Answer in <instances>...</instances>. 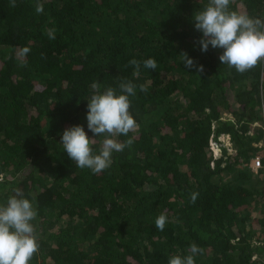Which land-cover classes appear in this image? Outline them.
<instances>
[{
  "label": "trees",
  "instance_id": "1",
  "mask_svg": "<svg viewBox=\"0 0 264 264\" xmlns=\"http://www.w3.org/2000/svg\"><path fill=\"white\" fill-rule=\"evenodd\" d=\"M40 2L42 13L37 0H0V205L17 189L35 199L30 264H168L193 243L195 264H264V59L239 73L219 60L223 49L201 51L194 15L208 0ZM229 7L264 19V0ZM122 79L147 86L129 98L138 128L117 137L133 145L99 174L76 168L64 130L82 125L92 138L91 84Z\"/></svg>",
  "mask_w": 264,
  "mask_h": 264
},
{
  "label": "clouds",
  "instance_id": "2",
  "mask_svg": "<svg viewBox=\"0 0 264 264\" xmlns=\"http://www.w3.org/2000/svg\"><path fill=\"white\" fill-rule=\"evenodd\" d=\"M232 0H208L203 10L194 15L195 29L202 33L198 43L201 51L221 48L223 53L219 60L237 72L244 73L264 59V19L251 17L247 13L231 10ZM10 6H16V0H10ZM36 12H43L40 0L36 3ZM56 29H48L49 39H55ZM30 48L23 47L18 53L19 66H27V54ZM186 67H193L194 61L186 52L181 54ZM134 66L133 76L138 77L141 62L129 60ZM147 69L155 70L157 62L153 58L143 61ZM203 71V66H199ZM137 87L147 92L145 84L137 85L132 80L122 79L119 89L107 87L102 90L100 82L90 86V96L87 102V127L93 134L90 138L82 125H74L64 130L60 143L76 165V168L90 169L93 174H99L113 163V153H122L131 148L133 138L120 141L117 137L135 131L138 124L129 109L130 97L136 95ZM106 134L98 150H94L96 137ZM220 151V150H219ZM215 152V151H214ZM216 153V152H215ZM219 153V152H218ZM198 193L191 195L195 203ZM38 209L35 199H28L19 189L8 198L6 204L0 205V264H30L34 254L39 251V237L32 223L37 218ZM168 222L166 213H161L155 220L156 227L163 231ZM203 249L195 243L190 245L188 255H174L168 258V264H195V257Z\"/></svg>",
  "mask_w": 264,
  "mask_h": 264
},
{
  "label": "built area",
  "instance_id": "3",
  "mask_svg": "<svg viewBox=\"0 0 264 264\" xmlns=\"http://www.w3.org/2000/svg\"><path fill=\"white\" fill-rule=\"evenodd\" d=\"M211 145H212V148L213 150L218 153L220 148L218 147V145H216L215 141H211ZM253 165L255 167H258L261 165V160L259 159V157H256L255 158V161L253 162ZM3 179V173H0V181Z\"/></svg>",
  "mask_w": 264,
  "mask_h": 264
},
{
  "label": "rangeland",
  "instance_id": "4",
  "mask_svg": "<svg viewBox=\"0 0 264 264\" xmlns=\"http://www.w3.org/2000/svg\"><path fill=\"white\" fill-rule=\"evenodd\" d=\"M3 52H0V54H2ZM255 161V159L253 160V162ZM253 162H252V164H253Z\"/></svg>",
  "mask_w": 264,
  "mask_h": 264
}]
</instances>
